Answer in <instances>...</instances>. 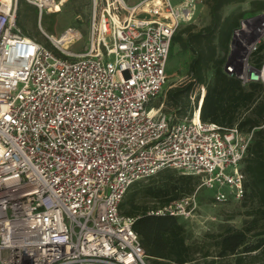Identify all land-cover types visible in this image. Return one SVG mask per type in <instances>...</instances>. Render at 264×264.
<instances>
[{
  "label": "built area",
  "instance_id": "obj_1",
  "mask_svg": "<svg viewBox=\"0 0 264 264\" xmlns=\"http://www.w3.org/2000/svg\"><path fill=\"white\" fill-rule=\"evenodd\" d=\"M27 1L40 18L62 5ZM174 1L92 0L89 41L75 55L60 45L82 37L77 27L56 53L18 26L19 0H0V264H149L135 217L119 207L133 182L164 168L200 184L156 213L193 214L201 189L217 203L243 197L254 131L203 122L204 98L184 117L151 105L173 35L203 2ZM262 43L264 11L233 31L224 71L264 83V61L252 59Z\"/></svg>",
  "mask_w": 264,
  "mask_h": 264
},
{
  "label": "trees",
  "instance_id": "obj_2",
  "mask_svg": "<svg viewBox=\"0 0 264 264\" xmlns=\"http://www.w3.org/2000/svg\"><path fill=\"white\" fill-rule=\"evenodd\" d=\"M203 1L210 8V23L201 29H197L195 23L181 27L173 35L170 51V59L177 54L188 55L189 81L169 88L166 96L178 116L184 117L193 107L191 94L197 85H202L205 87L201 106L203 122L229 128L238 125L247 133L254 131L248 155L242 162L245 185L240 200L246 216L243 226L235 227L225 222L218 233L209 232L203 242H191L184 215H173L167 211L156 213L191 196L200 184L197 176L172 168H164L148 177L152 182L148 185L143 183L144 180L133 182L122 199L119 211L135 217L133 228L139 235L149 264H264V83L253 82L245 86L237 77L229 76L223 65L233 31L246 16L264 11V0ZM247 1L251 7L249 10H236L225 15L228 6ZM23 4L30 7L35 17L39 16L35 6L27 0H19V27ZM177 45L178 53L175 52ZM258 50L252 59L261 64L264 61V43ZM56 53L60 52L57 50ZM210 70L213 71L211 77L208 76ZM195 100L198 104L199 94ZM148 196L152 199L149 204L139 201L140 197Z\"/></svg>",
  "mask_w": 264,
  "mask_h": 264
},
{
  "label": "rangeland",
  "instance_id": "obj_3",
  "mask_svg": "<svg viewBox=\"0 0 264 264\" xmlns=\"http://www.w3.org/2000/svg\"><path fill=\"white\" fill-rule=\"evenodd\" d=\"M62 5L57 3V13L45 12L41 18L35 17L30 7L26 4L21 6L20 14V27L24 32L35 36L36 40L43 42L50 49L55 52L58 50L61 52L58 41H66V37L63 36L65 31L71 27H77L80 30L82 37L80 39H75L74 41H66L64 44L60 45L61 48L66 51V53H71L78 55L83 53L86 45L88 43V35L91 30V4L92 0H60ZM130 4L136 3L139 0H126ZM179 2L180 0H175ZM174 1V2H175ZM199 10L193 23L196 24L197 29H201L203 26L210 23V8L203 1L202 4L199 3ZM251 7L249 6V1L240 5H231L225 9V15L231 14L232 11H246ZM255 16V15H252ZM247 17V16H246ZM251 17V16H248ZM37 18V19H36ZM49 29V30H48ZM54 38V39H53ZM60 39V40H59ZM178 51V46L175 48V52ZM178 55V54H177ZM172 57L168 63L166 85L160 97L153 101L151 105L155 107H161L165 111L173 110V107L168 102V97L166 96L167 90L169 88H174L175 86L181 85L189 81L188 76V55L180 54ZM223 55V54H222ZM212 70L209 71L208 76H212ZM204 87L202 85H197L196 89L192 95L193 106L195 103L196 95H200V99L203 98ZM200 101V100H199ZM198 105V104H197ZM144 180V184L148 185L149 179ZM228 192L229 188H225ZM216 191L212 189H201L198 193V207L193 210V214L184 215V222L189 230V240L201 241L203 242L205 236L210 233H218L221 230V225L225 222L231 224L235 227H242L243 221L245 220V208L242 207L240 199L230 198L222 203H217L213 200L211 196H214ZM211 195V196H210ZM209 199V200H207ZM242 199V198H241ZM207 200V201H206ZM139 201L141 203L152 201L151 197H140ZM153 204V202L151 203ZM195 264V263H194Z\"/></svg>",
  "mask_w": 264,
  "mask_h": 264
},
{
  "label": "water",
  "instance_id": "obj_4",
  "mask_svg": "<svg viewBox=\"0 0 264 264\" xmlns=\"http://www.w3.org/2000/svg\"><path fill=\"white\" fill-rule=\"evenodd\" d=\"M26 63V59L22 60L19 64H25Z\"/></svg>",
  "mask_w": 264,
  "mask_h": 264
},
{
  "label": "crops",
  "instance_id": "obj_5",
  "mask_svg": "<svg viewBox=\"0 0 264 264\" xmlns=\"http://www.w3.org/2000/svg\"><path fill=\"white\" fill-rule=\"evenodd\" d=\"M190 24V23H189ZM185 26H187V25H185ZM178 46V45H177ZM204 87V86H203ZM205 88V87H204ZM205 94V93H204ZM205 96V95H204ZM174 110V109H173Z\"/></svg>",
  "mask_w": 264,
  "mask_h": 264
},
{
  "label": "bare ground",
  "instance_id": "obj_6",
  "mask_svg": "<svg viewBox=\"0 0 264 264\" xmlns=\"http://www.w3.org/2000/svg\"><path fill=\"white\" fill-rule=\"evenodd\" d=\"M29 55H30V53H29ZM29 55H28V57H29Z\"/></svg>",
  "mask_w": 264,
  "mask_h": 264
}]
</instances>
